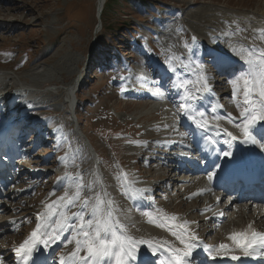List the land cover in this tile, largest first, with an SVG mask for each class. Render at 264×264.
<instances>
[{
    "label": "rangeland",
    "instance_id": "rangeland-1",
    "mask_svg": "<svg viewBox=\"0 0 264 264\" xmlns=\"http://www.w3.org/2000/svg\"><path fill=\"white\" fill-rule=\"evenodd\" d=\"M163 2L171 5V9L164 10L163 6L156 7L151 3L137 8L127 0H111L107 9L104 8L98 16L97 0H0V82L6 87L4 92L13 95L3 101L7 102L4 108L12 115L24 109L22 117L38 122V129L33 127L29 132L28 125H20L25 118L8 116L11 119L6 120L15 123L10 137H15L13 143L18 145V151L25 147L28 154H20L19 164L14 165L12 181L3 189L7 197L0 199V222L3 221L0 225V252L5 254L6 246L19 233L32 227L30 213L35 207H45L49 201H57L66 191L73 193L77 183L84 185L81 200H94L99 195L107 203L93 158L84 138L74 131L75 118L70 113V104L65 102L69 97L68 86L76 77L85 79L81 90L75 93L78 101L76 110L79 111L77 125L104 156L100 168L105 174L108 201H111V208L115 211V219L124 221V233L131 238L140 237L139 240L157 247L155 244L159 242V237L152 234L154 231L164 234L165 238H168L166 234L171 237L173 232H178L174 222L167 220L162 223L166 220L167 211L176 210L190 212L194 228L207 231L211 247L234 232L229 228L232 224L240 227L249 221L252 228L258 225L264 227V221L263 224L256 222L257 214H262L254 213L257 208L252 207V210L250 206L248 210L245 203L225 204V200L215 203L214 198L219 194L209 192L205 186H202L201 192L192 190L196 182L208 178L209 169L204 171L206 167L200 166V160L209 157L203 156V150L210 142L206 141L207 137L196 135L200 141L204 138L198 148V137L181 125L178 97L183 91L173 81L182 83L188 80L187 88L196 93V87L200 86L195 85L197 78L201 74L206 77L212 59L237 60V71H220L221 82L212 88L214 101L188 112L197 119L200 112L207 115L204 120L214 125L213 129L206 128L214 136L222 132L215 127L224 126L216 121L224 122L230 114L237 123L240 112L247 105L241 89L238 88L236 96H233L230 80L247 71L248 65L242 59L247 50L258 53L264 49V0ZM148 17L151 25L146 26L144 20ZM137 19L142 20L136 22ZM109 36H112L113 47H108L111 52L99 61L94 60L99 40H108ZM118 51H121L120 56ZM108 60L111 68L102 65L101 69H97V63H108ZM168 63L175 71L168 69ZM198 68L202 71L198 72ZM167 73L172 77L164 81ZM16 85L19 87L16 88ZM157 91L162 94L158 99L154 96L142 97L145 93ZM215 112L220 114L213 116ZM43 117L51 121L48 132L40 124ZM58 121L62 127L60 134L55 124ZM122 128H126L130 136L116 134ZM33 131L43 133L35 143L31 141ZM149 137L152 141L147 140ZM256 142L259 143V138ZM31 145L37 146L34 151H30L34 148ZM209 152L216 156L214 152ZM158 153L160 158L155 160L154 155ZM40 154L44 156L38 157ZM218 154L223 156V153ZM182 155L198 156L193 168L184 164L189 168L180 175L183 180L171 190L143 194L142 189L146 186L150 188L153 182L161 187L160 172L166 171L168 165ZM32 161L51 165L50 170L57 172L65 170L69 176L65 181L60 180L56 172L47 176L32 175L25 167ZM162 162L168 164L163 165ZM206 162L212 166L208 174H216L221 164H211L210 159ZM22 163L24 166L20 165ZM128 171L130 174L126 182L124 177ZM71 175H76L77 179L74 180ZM34 181L37 187L31 188ZM131 191H135L137 196L138 193L141 197L148 196L152 201L150 208L142 214L143 226L126 223L128 218L124 216L129 209H133L129 212L131 217L138 214L129 203ZM22 203H25L24 207L20 208ZM78 204L79 201L76 206L71 205L72 211ZM68 207L58 211L67 215ZM85 212L90 214L87 210ZM210 212L224 215L222 222L212 231L211 222L207 226L203 221ZM240 220L244 222L240 223ZM70 239L68 246L72 247L74 241ZM200 243L203 244L201 240ZM140 246L147 249L149 243ZM157 249L164 253L161 248ZM81 251L84 252L83 249ZM7 261L4 259L3 264Z\"/></svg>",
    "mask_w": 264,
    "mask_h": 264
},
{
    "label": "snow or ice",
    "instance_id": "snow-or-ice-1",
    "mask_svg": "<svg viewBox=\"0 0 264 264\" xmlns=\"http://www.w3.org/2000/svg\"><path fill=\"white\" fill-rule=\"evenodd\" d=\"M242 59L248 65V69L236 75L234 79L230 80V83L234 97L237 94L238 88L242 90L244 103L247 107L240 112L242 123H236L230 114L228 118L231 122L236 123V127L242 133L244 138L243 143L247 144L251 142L252 144H256V139L251 133V128L258 122L264 121V49L259 50L258 53L249 49ZM167 67L175 71L171 63H168ZM197 71L200 72L202 70L198 68ZM197 82L200 86L197 88L196 93H192L187 88V85L190 83L188 80L175 85L184 90V103L181 104V108L186 113L196 111L193 102L198 98H202L204 93L210 91L207 78L204 75H199ZM199 117L197 119L193 115L189 114L188 116L198 127H207L208 122L204 120V113L200 112ZM217 127L219 126L217 125ZM223 131L226 136L231 138V140H225V143L230 145L232 141L237 140V137L231 132L226 129ZM224 155L229 156L230 153L226 151ZM212 179V175H209L208 180L211 181ZM83 187L82 183H77L75 186L76 190L73 193L70 194L66 191L57 201L45 205L46 211L44 213L37 214V219L41 223H37L36 229L20 242L18 246L13 248L19 264H27L32 254L38 250V245L48 248L51 244H55L61 239L60 233L68 228H72L76 233V249L69 255L67 261L64 257H60L59 264H75L77 259L80 261V264H132L136 259L133 252L137 244L149 243V247L154 248L150 242L144 240L136 241L124 233L119 221L113 217L111 201L107 202L108 207L106 209V202L99 195L94 200L89 198L81 200V190ZM196 194L198 193H194L193 195ZM217 199L219 201L220 198ZM78 201L80 203V211L73 213L71 216L58 212L59 209L66 208L69 205L76 206ZM86 210L90 212L91 218L86 219ZM57 212L60 218L55 220L53 227L51 218ZM73 217H76L79 221L74 226L69 223ZM41 227L45 229L43 233L40 232ZM179 227L183 229L184 225L181 224ZM49 229L51 230L49 231ZM173 235L176 236L183 247L169 248V251L172 253L169 264H184L185 258L192 254V250L195 247L193 241L197 237L195 234L186 237L181 232H173ZM229 238L243 251L244 256H251L254 252L259 251L260 248H264V233L257 232L251 225L245 231L231 233ZM227 248L226 244L221 243L218 246L217 252H210V255H213V258H215L216 255L223 253ZM81 249L85 252L84 256L79 255ZM239 258L236 255L231 256L233 260H238ZM0 264H3L2 257H0Z\"/></svg>",
    "mask_w": 264,
    "mask_h": 264
},
{
    "label": "bare ground",
    "instance_id": "bare-ground-1",
    "mask_svg": "<svg viewBox=\"0 0 264 264\" xmlns=\"http://www.w3.org/2000/svg\"><path fill=\"white\" fill-rule=\"evenodd\" d=\"M104 1L105 0H99V7L101 8V10L100 11H102V8H103V5H104ZM97 4V3H96ZM1 8H0V12H1ZM263 13H264V10H263ZM264 40V39H263ZM262 41V40H261ZM263 42V41H262ZM264 43V42H263ZM264 45V44H263ZM262 45V46H263ZM264 47V46H263ZM224 60V64H232V62H235V60L234 59H228V61H225V59H221V61H223ZM224 67H226V68H228V65H224ZM224 67H221L220 68V71H225V72H227V70L228 69H224ZM230 70V69H229ZM233 70V69H232ZM217 77H219V76H217ZM217 79H222V77H219V78H217ZM218 82H221V80L220 81H218ZM75 83H77V81H75ZM21 86V85H20ZM19 86L18 85H16V88H18ZM6 88V87H5ZM5 88L3 87V83H2V81L0 82V97L1 96H4L1 100H0V102H3L7 97H9L11 94H9L10 92H4L5 91ZM28 89V88H27ZM24 90H26V89H24ZM2 91L4 92V93H2ZM22 91H23V89H22ZM28 91V90H27ZM71 91V90H70ZM23 92H25V91H23ZM29 92V91H28ZM8 93V94H7ZM12 96V95H11ZM10 98V97H9ZM6 102L4 103H1L0 105V109H2V108H4L5 106H6ZM198 106H200V105H198ZM204 106H207V105H204ZM200 107H202V106H200ZM0 118H1V114H0ZM210 119L209 120H212V122H214V120L212 119V117H209ZM224 120H226V121H224V122H222L221 120L220 121H216L217 122V124H224V126H226V130L227 131H229V132H231L234 136H236L237 137V140L236 141H232L231 142V144L229 145L228 144V150H234L237 146H238V143H241V144H243V135L240 133V131H239V129L236 127V123H233V122H231L230 121V119H224ZM215 123V122H214ZM237 123H241V120L239 119V121H237ZM258 123H261L257 128H253V130H251V133H252V135H253V137L255 138V139H258L259 138V143H257L256 142V144L255 145H252V143L251 142H249L248 143V145H246V143H245V145L244 146H250V147H252V146H254V147H257V149H256V151H262L263 153H264V150H263V148L262 147H264V124H263V122H258ZM223 126V127H224ZM208 128L209 129H213V125H210L209 123H208ZM215 128H217V127H215ZM222 131V130H221ZM220 133V135H222V133H223V135L225 136V140H231V138L230 137H228V136H226V134L224 133V131H222V132H219ZM218 134V133H217ZM189 135V134H188ZM187 135V136H188ZM210 135H212V132L210 133ZM213 137H214V139L216 138L214 135H212ZM190 139V138H189ZM225 140L223 141V144L225 143ZM0 141H2V140H0ZM226 144V143H225ZM210 145L212 146V144L210 143ZM212 147H214V146H212ZM212 147H211V149H212ZM220 151V146L218 145V148H216V151H211V153H213L214 152V154L215 155H217L218 154V151ZM211 156H213V157H211ZM210 157H206L207 159H210L211 160V164H214V165H216V164H222L223 163V161L225 160V159H227V157L228 156H225L224 155V153H223V156L221 157L220 156V154H218V158H214V155H211ZM264 156V155H263ZM221 160V161H220ZM219 161H220V163H219ZM256 162L257 163H260V158L258 157L257 159H256ZM262 162H264L263 161V159H262ZM230 164H236V162L235 161H231L230 162ZM225 170H227V169H225ZM225 170H220V168H219V170H218V172L217 173H220V172H223V171H225ZM187 171V170H186ZM216 173V174H217ZM200 183H202L203 184V180L202 181H200ZM252 208V207H251ZM262 212H264V210H262ZM263 214V213H262ZM133 215H135V214H133ZM132 215V216H133ZM134 217V216H133ZM256 217H258L257 219H256V222H258V223H262L263 224V221H264V219H262V216H260V214H257V216ZM247 222H249V221H247ZM246 224V222L245 223H243V226ZM264 225V224H263ZM249 226V225H248ZM248 226H245L246 227V229H248ZM234 232H237V231H234ZM240 232V231H239ZM230 241V240H229ZM231 243V242H230ZM228 246V245H227ZM229 247V246H228ZM234 247L237 249V251H242L241 249H239L235 244H234ZM11 251H12V253H13V255L14 256H16L15 255V253H14V251L11 249ZM199 264H201V263H199Z\"/></svg>",
    "mask_w": 264,
    "mask_h": 264
},
{
    "label": "trees",
    "instance_id": "trees-1",
    "mask_svg": "<svg viewBox=\"0 0 264 264\" xmlns=\"http://www.w3.org/2000/svg\"><path fill=\"white\" fill-rule=\"evenodd\" d=\"M111 0H106V6L104 5V8H106L107 9V5H109V2H110ZM127 1H129V2H131V3H133V4H135V6L137 7V8H140L142 5H146V4H148V2L149 1H147V0H127ZM151 2H153L154 3V1H151ZM149 5V4H148ZM104 8H103V10H104ZM103 12V11H102ZM102 45V41L100 40V43H99V46H101Z\"/></svg>",
    "mask_w": 264,
    "mask_h": 264
},
{
    "label": "water",
    "instance_id": "water-1",
    "mask_svg": "<svg viewBox=\"0 0 264 264\" xmlns=\"http://www.w3.org/2000/svg\"><path fill=\"white\" fill-rule=\"evenodd\" d=\"M102 1V0H101ZM99 0H97V12L100 13L101 8L99 7Z\"/></svg>",
    "mask_w": 264,
    "mask_h": 264
}]
</instances>
